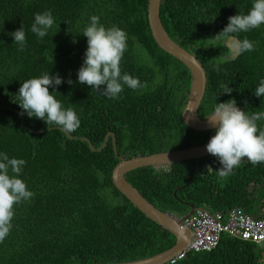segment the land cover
Here are the masks:
<instances>
[{
    "label": "trees",
    "instance_id": "1",
    "mask_svg": "<svg viewBox=\"0 0 264 264\" xmlns=\"http://www.w3.org/2000/svg\"><path fill=\"white\" fill-rule=\"evenodd\" d=\"M252 3L161 0L164 30L193 52L206 71L199 117L230 99L249 114L264 111V96L253 95L264 79V25L233 34L238 40L254 42L255 50L232 61L224 58L228 54L224 39L213 40L229 17L247 14ZM46 10H51L55 22L40 39L31 25L34 14ZM92 16H98L106 28L116 26L127 33L121 73L138 77L146 87L125 86L118 98L110 99L77 82L87 49L82 32ZM21 27L26 33L24 51L18 50L10 35ZM138 49L146 52L147 65L139 60ZM217 65L219 71L214 70ZM46 72L58 74L63 81L49 88L50 93L65 108L73 107L79 117V128L69 133L75 139L67 138L58 126L29 118L17 104L20 85ZM150 73H155L157 85H152ZM189 83L187 68L155 43L147 0H0V152L26 161L19 178L34 193L15 206L11 231L0 242V264L119 263L173 247L174 236L146 218L113 186L111 174L119 160L112 137L99 152H92L80 138L99 148L111 131L116 152L124 158L208 143L215 130H191L180 117ZM222 84H228L230 94H222ZM257 124L264 128V120ZM208 160L220 166L210 156L173 164L167 174L153 167L139 168L125 179L155 208L177 217L189 211L179 200L212 213L236 208L256 219L264 217V164L245 160L221 178L217 171H204ZM192 163L195 167L188 169ZM189 172L191 181L184 186ZM263 253L264 246L224 233L216 249L189 251L171 264H264Z\"/></svg>",
    "mask_w": 264,
    "mask_h": 264
},
{
    "label": "clouds",
    "instance_id": "2",
    "mask_svg": "<svg viewBox=\"0 0 264 264\" xmlns=\"http://www.w3.org/2000/svg\"><path fill=\"white\" fill-rule=\"evenodd\" d=\"M54 22L51 10L36 13L31 25V32L43 39ZM261 25H264V0H253L247 14H236L229 17L227 26L213 40H220L221 38L228 42L230 40L231 47L235 52H250L255 50L254 42L246 38L237 40L233 34L248 32L259 28ZM10 35L14 43L19 45L18 50L24 51L26 43L24 29L21 27ZM82 35L87 38V49L84 53L83 64L77 73L79 84L90 86L95 92L110 99L118 98L125 86L132 90L146 87V84H142L138 77L134 78L127 73H121L120 64L128 47V36L125 31L116 26L106 28L99 23L98 16H92L90 23L83 29ZM214 70L219 71V66H215ZM62 82L58 74L50 76L49 72L38 78H30L20 85L16 94L17 104L29 118L34 117L44 121L46 125L58 126L65 133H73L80 126L77 113L73 107L65 108L55 94L49 91V88H55ZM67 82L71 84L70 80ZM101 86H103L102 91ZM221 88L223 89L222 94H230L232 91L228 84H222ZM253 95L257 98L264 96V79L259 81ZM239 108L234 99L216 103L212 113L206 118L210 126L215 128L207 130H215V134L208 141L206 152L210 156L216 157L220 166L216 167L208 160L213 167L211 168L209 164H206L204 171L218 170L217 173L221 178L228 176L235 167L245 160L252 165L264 164V128H260L257 124V121L264 120V111H253L249 114ZM219 163L217 162V164ZM25 164L26 161L23 159L9 158L6 153L0 152V242L11 231L15 206L30 200L34 196V193L28 190L27 184L19 178ZM154 171L157 172L155 169ZM195 208L194 212L205 210L212 213L204 208ZM241 212L243 213L242 210ZM245 215L249 216L248 214ZM183 216L175 217L181 219L182 224L185 225L184 220L190 216L182 219ZM262 219L264 217L256 220ZM189 230L192 239V231ZM236 240L264 246V242H254L241 238H236Z\"/></svg>",
    "mask_w": 264,
    "mask_h": 264
},
{
    "label": "water",
    "instance_id": "3",
    "mask_svg": "<svg viewBox=\"0 0 264 264\" xmlns=\"http://www.w3.org/2000/svg\"><path fill=\"white\" fill-rule=\"evenodd\" d=\"M160 4L161 0H147V18L151 35L157 46L162 51L180 61L187 68L190 76L187 97L184 103V107L182 108V111L180 113L181 120L188 128L194 131H207L215 129L214 127L210 126L208 120L206 119L209 115L202 118L198 116V109L200 107L206 88V72L201 62L195 57L193 52L182 48L166 33L159 16ZM230 42V40L229 42L226 40L223 41V45L228 49V54L224 58L232 61L235 60L240 53H237L232 49ZM20 117L21 119L23 117L21 113ZM61 131L66 135L67 138L75 139L71 134L65 133L62 129ZM109 135L112 137L115 156L119 160V162L112 170L111 174V181L113 186L146 218L155 222L161 227V229H164L171 233L175 238V244L173 247L161 253L143 259L104 264H168L170 263V260L181 253L185 249L187 244L191 241V232L185 225L182 224L181 219H177L173 214L158 210L150 202H148L144 198V196L125 179V175L139 168L156 166H168L169 168H171L173 164L179 162L181 163L183 161L195 160L210 156V154L206 152L207 143L182 150H173L146 156H136L129 159L118 156L116 152L115 138L112 132H108L106 134L104 141L99 148H95L87 138H80V140L85 141L92 152H99L106 146ZM207 164H209L211 168L213 167L210 162H208ZM192 166L195 167V164L192 163L188 167V169H190ZM204 168L206 167L204 166ZM190 180L191 173H189V177L184 186H187ZM189 208L190 211L186 215L188 217L196 209L192 205H189Z\"/></svg>",
    "mask_w": 264,
    "mask_h": 264
},
{
    "label": "built area",
    "instance_id": "4",
    "mask_svg": "<svg viewBox=\"0 0 264 264\" xmlns=\"http://www.w3.org/2000/svg\"><path fill=\"white\" fill-rule=\"evenodd\" d=\"M184 224L192 231L191 242L170 260V264L182 259L189 251L210 252L216 249L223 233L243 240L264 242V219H252L238 209L215 213L198 210L185 219Z\"/></svg>",
    "mask_w": 264,
    "mask_h": 264
},
{
    "label": "flooded vegetation",
    "instance_id": "5",
    "mask_svg": "<svg viewBox=\"0 0 264 264\" xmlns=\"http://www.w3.org/2000/svg\"><path fill=\"white\" fill-rule=\"evenodd\" d=\"M154 74L155 73H150V77H153V81H152V85H157L158 84V81H157V79H156V77L154 76ZM178 90H174L173 92H177ZM179 98V96L177 95L176 97H175V99H178ZM179 104V102L177 103V105ZM184 107V106H183ZM199 110V109H198ZM108 132H111V131H108ZM107 132V133H108ZM106 133V134H107ZM113 133V132H112ZM106 136V135H105ZM109 137H111L110 135H109ZM105 138V137H104ZM108 141H109V138H108ZM107 141V142H108ZM107 144V143H106ZM112 147H113V143H112ZM114 150V149H113ZM139 156V155H138ZM120 157H122V156H120ZM132 157H136V155H132V156H130V157H128L129 159L130 158H132ZM201 159V158H200ZM183 162H185V161H183ZM157 167V169L155 168V167H153L157 172H161V169L162 168H164V167H167L168 168V171H166V172H162L163 174H167V173H169V171H170V168L168 167V166H156ZM189 213V211L186 213V214H184V216L182 217V219H184V218H187L188 216H186L187 214Z\"/></svg>",
    "mask_w": 264,
    "mask_h": 264
},
{
    "label": "rangeland",
    "instance_id": "6",
    "mask_svg": "<svg viewBox=\"0 0 264 264\" xmlns=\"http://www.w3.org/2000/svg\"><path fill=\"white\" fill-rule=\"evenodd\" d=\"M137 56H138L140 61H144L146 63V65L148 64V56H147L145 51H143L141 49H138L137 50ZM155 168L157 169V167H155ZM166 171H168L167 167H164V168L161 169V172H166ZM107 198H108V200H111V198L109 196H107ZM179 201L187 204V206L189 205V203L187 201H185V200H179ZM262 255L264 256V253Z\"/></svg>",
    "mask_w": 264,
    "mask_h": 264
},
{
    "label": "crops",
    "instance_id": "7",
    "mask_svg": "<svg viewBox=\"0 0 264 264\" xmlns=\"http://www.w3.org/2000/svg\"><path fill=\"white\" fill-rule=\"evenodd\" d=\"M190 211V210H189Z\"/></svg>",
    "mask_w": 264,
    "mask_h": 264
}]
</instances>
